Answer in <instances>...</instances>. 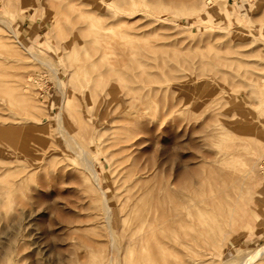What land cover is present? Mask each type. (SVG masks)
I'll list each match as a JSON object with an SVG mask.
<instances>
[{"label":"rangeland","instance_id":"obj_1","mask_svg":"<svg viewBox=\"0 0 264 264\" xmlns=\"http://www.w3.org/2000/svg\"><path fill=\"white\" fill-rule=\"evenodd\" d=\"M99 189L185 264H264V0H0V264H106Z\"/></svg>","mask_w":264,"mask_h":264},{"label":"bare ground","instance_id":"obj_2","mask_svg":"<svg viewBox=\"0 0 264 264\" xmlns=\"http://www.w3.org/2000/svg\"><path fill=\"white\" fill-rule=\"evenodd\" d=\"M103 30H106V28H103ZM99 38L107 39V36L105 34H101ZM95 41L90 42L89 45L94 46ZM101 49L103 52L108 51V42L106 40L104 41ZM44 64L48 66V64ZM110 73H112V71ZM55 80L57 81V79ZM58 86H60V84H58ZM130 91L132 92V90ZM66 103L67 100L64 97V108H62V110L57 115L55 129H57L59 137L62 139L64 145L76 157L82 168L89 172L93 181L97 182V176L95 171L92 169L91 162L88 158L90 151L88 148H84L79 141V138L82 135L80 133H82L84 130V125L86 124L85 120L81 115H65L66 113L70 112L68 111ZM69 117L73 119V123H69ZM98 125H100V123H98ZM79 130H81V132H79ZM100 193L102 195V217L107 229L108 251L106 258L108 262L106 264H114L113 257H115L116 262H118V258L121 257V264H185L183 260H177V255L175 256L174 252L168 251L170 249L169 244L175 240L174 234L172 235V230L169 229L166 223L168 219L164 218L160 214L157 215V211H148L145 215L138 218V223H136V226L132 230H125L124 225L121 224L122 219L119 217L117 219V224L119 225V228L117 227V231V229L113 226L112 220L114 217V209L110 206L107 198L104 196V193L101 190ZM124 209L121 210L123 211ZM186 217V214L182 212H177V214L174 216V218L177 220H175L173 223L175 224L177 230L184 227L186 224ZM118 238L121 241V245L117 242ZM263 250L264 248L255 251L256 253L254 254V257H258Z\"/></svg>","mask_w":264,"mask_h":264}]
</instances>
